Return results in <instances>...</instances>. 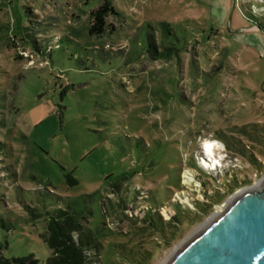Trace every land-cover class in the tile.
<instances>
[{
  "label": "rangeland",
  "instance_id": "1",
  "mask_svg": "<svg viewBox=\"0 0 264 264\" xmlns=\"http://www.w3.org/2000/svg\"><path fill=\"white\" fill-rule=\"evenodd\" d=\"M210 1L0 0V264L57 214L85 264H167L260 187L264 0Z\"/></svg>",
  "mask_w": 264,
  "mask_h": 264
},
{
  "label": "water",
  "instance_id": "2",
  "mask_svg": "<svg viewBox=\"0 0 264 264\" xmlns=\"http://www.w3.org/2000/svg\"><path fill=\"white\" fill-rule=\"evenodd\" d=\"M167 264H264V177L258 189L234 194Z\"/></svg>",
  "mask_w": 264,
  "mask_h": 264
},
{
  "label": "trees",
  "instance_id": "3",
  "mask_svg": "<svg viewBox=\"0 0 264 264\" xmlns=\"http://www.w3.org/2000/svg\"><path fill=\"white\" fill-rule=\"evenodd\" d=\"M111 11L107 3H103L93 14L94 17V26L93 30L95 32H102V28L104 26L103 17ZM258 29L264 32V26L258 24ZM148 42V41H147ZM151 42V41H149ZM150 45L151 43H147ZM152 45V44H151ZM149 49V48H148ZM119 179L122 176L117 177ZM174 209H178L176 206ZM63 214H57L55 217L56 220H60L59 224L55 221L51 222L50 228L52 232V238L54 241L59 242L61 244V249L57 252L59 255L51 258L47 261V264H85V259L82 256L81 248L88 246V243L92 240L91 236L81 232L77 228L66 229V222L62 221ZM150 216H147V219H150ZM74 221H72V224ZM75 224V223H74ZM73 232H75L78 236L76 241L73 239ZM26 261L25 258H21L19 262Z\"/></svg>",
  "mask_w": 264,
  "mask_h": 264
},
{
  "label": "bare ground",
  "instance_id": "4",
  "mask_svg": "<svg viewBox=\"0 0 264 264\" xmlns=\"http://www.w3.org/2000/svg\"><path fill=\"white\" fill-rule=\"evenodd\" d=\"M204 147H205V150H203L205 153H210V151H211V149H212V145L211 144H209V143H205V145H204ZM206 162H208V161H206ZM206 162H202V165H204V166H207V163ZM209 163H211V162H209ZM213 169V168H212ZM183 179H185L186 181H190V176L189 175H187V174H185V177L183 178ZM256 188V187H255ZM220 209V208H219ZM220 210H218V212H219ZM223 211V210H222ZM217 212V213H218Z\"/></svg>",
  "mask_w": 264,
  "mask_h": 264
},
{
  "label": "crops",
  "instance_id": "5",
  "mask_svg": "<svg viewBox=\"0 0 264 264\" xmlns=\"http://www.w3.org/2000/svg\"><path fill=\"white\" fill-rule=\"evenodd\" d=\"M210 3L212 4V6H214V5H213L214 0H211ZM217 5H218V9H221V10L225 11L226 6L223 4L222 1H219ZM212 6L210 5L209 7H211V9L213 10V7H212ZM217 12H218V10H217ZM217 12H216V14H217ZM211 13H212V12H211ZM240 37H241V36H240ZM245 38H246V37H245ZM263 46H264V43H263Z\"/></svg>",
  "mask_w": 264,
  "mask_h": 264
}]
</instances>
